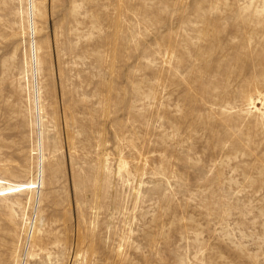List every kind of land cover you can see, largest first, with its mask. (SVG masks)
<instances>
[{
    "label": "rangeland",
    "instance_id": "obj_1",
    "mask_svg": "<svg viewBox=\"0 0 264 264\" xmlns=\"http://www.w3.org/2000/svg\"><path fill=\"white\" fill-rule=\"evenodd\" d=\"M0 178V264H264V0H0Z\"/></svg>",
    "mask_w": 264,
    "mask_h": 264
},
{
    "label": "bare ground",
    "instance_id": "obj_2",
    "mask_svg": "<svg viewBox=\"0 0 264 264\" xmlns=\"http://www.w3.org/2000/svg\"><path fill=\"white\" fill-rule=\"evenodd\" d=\"M42 185V182H10L5 179L0 178V198H4L7 196H14L21 193H29L32 194L33 190L36 189L37 185ZM33 235V231L31 236Z\"/></svg>",
    "mask_w": 264,
    "mask_h": 264
}]
</instances>
